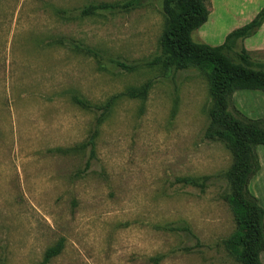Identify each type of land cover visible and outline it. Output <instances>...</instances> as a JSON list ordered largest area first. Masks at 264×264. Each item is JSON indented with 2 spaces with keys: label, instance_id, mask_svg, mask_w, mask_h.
I'll use <instances>...</instances> for the list:
<instances>
[{
  "label": "rangeland",
  "instance_id": "1",
  "mask_svg": "<svg viewBox=\"0 0 264 264\" xmlns=\"http://www.w3.org/2000/svg\"><path fill=\"white\" fill-rule=\"evenodd\" d=\"M164 2L0 0V264H238L225 245L232 155L204 139L207 80L151 66ZM240 21L221 15L217 28ZM236 53L226 55L238 64ZM249 68L264 72V51ZM146 83L147 99L124 95Z\"/></svg>",
  "mask_w": 264,
  "mask_h": 264
},
{
  "label": "trees",
  "instance_id": "2",
  "mask_svg": "<svg viewBox=\"0 0 264 264\" xmlns=\"http://www.w3.org/2000/svg\"><path fill=\"white\" fill-rule=\"evenodd\" d=\"M211 0H165L163 12L165 24L160 40V54L151 66L157 67L163 77L172 73L197 69L207 80L211 107L208 110L209 125L204 139L223 144L232 155V164L225 172L231 192L224 195L236 221V229L226 240L229 255L238 264H263L264 252V208L251 193L249 186L261 169L257 147L264 146V118L250 119L233 106V94L240 90L264 93V72L249 68L251 54L244 46L246 39L257 34L264 24V8L248 24L233 30L225 42L217 47L196 43L193 34L207 23ZM133 2L124 4L102 3L89 6L83 13L128 10ZM237 49L240 63H234L226 53ZM119 66L128 68L120 63ZM150 83L129 89L124 93L132 100L147 99ZM113 100H109V110ZM205 181V179H203ZM196 184V179H184ZM203 185V184H201ZM62 245L50 249L46 258L60 254Z\"/></svg>",
  "mask_w": 264,
  "mask_h": 264
},
{
  "label": "crops",
  "instance_id": "3",
  "mask_svg": "<svg viewBox=\"0 0 264 264\" xmlns=\"http://www.w3.org/2000/svg\"><path fill=\"white\" fill-rule=\"evenodd\" d=\"M211 3H212V6L210 9V15H209L208 21L200 28L201 33H202V38L200 40L203 41V43L207 44L206 41L208 40H206L205 38L203 29L208 28V27H214V38L208 41V42L213 43L212 45L208 44L210 46L222 45L225 42L226 37L229 35V33H231L235 29H238L250 23L256 17V15L264 8V0H211ZM225 14L235 15L236 17L241 18V21L238 24L233 25L232 27H229V25H227L226 23L220 22V26L219 28H217L218 16H220L221 18V15H225ZM224 25H225V28L220 30L222 26ZM256 39H258L260 43L256 44L253 47L254 41ZM244 46L250 53L256 52V51H264V24L259 29L256 35L245 40ZM244 91H252V93H244ZM232 102H233V106L237 110H239L242 114H244L246 117L250 119L251 118L260 119L264 117V111L261 108L264 106V93L261 91H253V90L237 91L233 94ZM253 104H256V105H253ZM258 111H261V112H258ZM255 113L259 114L258 116L260 117L254 116L253 114ZM260 147L261 146L257 147V154L259 156L261 169L257 173V175L252 179L249 189L251 193L259 200V203L261 205L262 195L260 192L259 193L256 192L254 188V187L257 188L256 182L258 180L264 181V161L260 155L261 153L264 157V151L261 150L259 153ZM263 255H264V252L261 255L262 262H263V259H262Z\"/></svg>",
  "mask_w": 264,
  "mask_h": 264
}]
</instances>
